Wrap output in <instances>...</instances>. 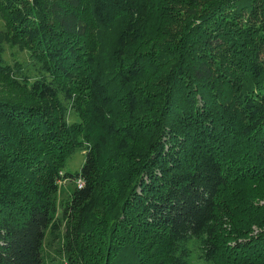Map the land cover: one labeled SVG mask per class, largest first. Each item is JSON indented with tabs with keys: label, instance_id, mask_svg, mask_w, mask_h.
Masks as SVG:
<instances>
[{
	"label": "trees",
	"instance_id": "obj_1",
	"mask_svg": "<svg viewBox=\"0 0 264 264\" xmlns=\"http://www.w3.org/2000/svg\"><path fill=\"white\" fill-rule=\"evenodd\" d=\"M157 15L166 16L163 25L174 29L162 85L157 89L153 83L152 99L145 102L147 135L129 164L115 218L132 235L125 234L129 242L119 245L113 264H183L177 239L209 219L208 261L258 263L264 202L247 220L256 226L248 231L239 225L236 204L225 189L231 174L240 171L248 179L264 174V0H30L14 24L21 38L35 42L31 57L37 76L28 97L0 96V264H43L44 232L59 233L62 225L57 250L63 260L57 264H110L107 236L95 244L94 251H102L98 259L88 246L101 233H93L91 215L101 207L109 137L130 134L107 121L111 88L118 80L131 111L138 108L134 79L139 86L147 83L139 74L143 63L167 51L146 57L139 50L133 56L131 46L147 36ZM91 23L96 34L114 35L108 64L115 71L109 78L86 41ZM240 42L237 53L231 45ZM220 57L229 59L220 63ZM85 62L90 82L80 89L76 71ZM226 64L236 72L232 78L224 73ZM246 68L256 84L237 90L235 83L233 90L224 85L245 75ZM50 77L67 96L77 93L79 122L72 127L64 123L65 106L47 83ZM78 149L85 150L79 169L60 174L64 160ZM63 176L82 184L59 199L57 180ZM102 228L107 229L105 222ZM140 230L152 240L137 238Z\"/></svg>",
	"mask_w": 264,
	"mask_h": 264
},
{
	"label": "rangeland",
	"instance_id": "obj_2",
	"mask_svg": "<svg viewBox=\"0 0 264 264\" xmlns=\"http://www.w3.org/2000/svg\"><path fill=\"white\" fill-rule=\"evenodd\" d=\"M29 1L30 0L11 2V0H0V3H2L0 4V96L16 98L28 97L31 93L30 83L37 76L36 69L33 67L34 58L31 57L32 53L37 52L35 42L29 38H21L20 30L15 29L14 24V21H18L17 15L27 10ZM165 17L166 16L162 15L154 16L150 27L147 29V36L139 39L135 45L131 46L130 53L133 56L136 55L139 50L141 53L144 52L146 57H154V54L161 51V48L163 51H167L164 57L158 60H154L153 58V60L148 61L147 64L143 63L142 70L139 74L140 76L142 75L143 80L147 83L139 86L137 83L138 80L134 79V82L136 83L134 91L138 92V108L133 112L131 111L127 102V92L124 90V87L118 83V80H115L111 88L113 101L109 107L110 114L107 121L108 123H114L117 127H120L121 130L127 128V131L130 130V134L120 132L116 134L113 133L109 137V144L106 147V154L102 160L101 166L104 176L100 195L101 207L97 208L91 215L93 218V223H91L93 233L96 230H101V233L98 237L94 234L93 241H91L88 246V249L92 250L94 253V258L98 259V256L102 251L95 252V244L101 243L99 238H105V236H107V239H110V246L105 248L107 256L109 254L106 262L109 261L110 264H113V261H115L117 257L116 252L119 251V245L129 242V240L126 239L125 234L132 235L131 232H128L129 228L120 224L115 218L120 211L122 196L126 188V174L129 170V164L133 160L137 149L147 135L146 128L142 122V120L147 117V112L149 111V108L145 106V102L148 98L152 99L151 94H153V83H155L157 89H160L158 86L160 85L161 87L162 85L160 72L164 68L163 63L167 59L168 50L166 45H171V37L174 29V25L171 23H165L163 25ZM90 25L94 26L92 23ZM155 28L159 29L156 30ZM113 37L114 35L111 37L106 34H96V26L88 32L86 37V41L91 49L96 50L94 54L95 58L96 60L101 61V69L106 78H109L115 71V69L108 64L111 60L110 54L112 53V48L114 47L112 46ZM241 45H243V43L240 42L236 45L232 44L231 47L238 53L239 50L237 49ZM155 57L157 58V54ZM229 58L231 59V56H229ZM229 58L226 59L225 57H220L218 58V62L220 59H222L223 63L227 62ZM87 64L88 63L85 62L83 67L76 71L77 85L80 89L88 88L90 82L88 77L90 74L88 73L90 67L86 66ZM224 73L228 76L229 74L236 72L231 66L227 65L226 68H224ZM244 79H246L245 83L242 81ZM254 80L255 78H253V74L246 68L245 75H240L239 78L237 76L233 78L231 82H227L226 80L223 83L232 90L234 87L231 83H235V89L237 90V88L244 89V85H250V82H253V85L256 84ZM143 86H148L147 91ZM141 123L143 126H140ZM123 138L124 144L121 142ZM84 151L85 150L83 149H78L65 159L64 167L59 170L60 174L65 170L73 172L74 170L79 169L80 164L84 160ZM230 176L232 177L225 192L232 197L236 204L235 217H239L238 222L240 226L247 227L248 231H255L256 226H254V222L249 223L247 220L249 218H251V220L253 219L254 208L257 210V207L255 206H259L264 202V199L260 198V195L264 192V174L260 179H252L250 175H247L250 177V179H248L246 175L243 173L241 174L240 171L237 172V174H231ZM81 184L82 182L77 177L76 179H71L70 177L63 176L58 179V198L61 199L63 196H66L69 189ZM58 212L60 213V210H58ZM104 222L106 223V230H103L102 228L104 227ZM63 229L64 225L59 228V233H57L58 231H55L52 228H46L41 246L43 264H57L63 260V255H60L57 250L60 241L57 237L58 235H62ZM138 232L141 234H136L137 238L138 235H142L141 230L137 231V233ZM95 238L98 239V242ZM141 238L148 239L149 241L152 240L151 234L148 233L142 235ZM107 239H105V241ZM131 240L132 239H130V242ZM254 243L259 244L256 241H254ZM229 255L231 258L235 257L234 252ZM257 256L259 257L257 264H262L264 250L260 251V254H257ZM145 260H149V257ZM222 262L223 260L220 259L219 263L222 264ZM208 264L214 263L208 261Z\"/></svg>",
	"mask_w": 264,
	"mask_h": 264
},
{
	"label": "clouds",
	"instance_id": "obj_3",
	"mask_svg": "<svg viewBox=\"0 0 264 264\" xmlns=\"http://www.w3.org/2000/svg\"><path fill=\"white\" fill-rule=\"evenodd\" d=\"M53 80L54 77H50L47 83L57 90L58 98L65 106L64 123L67 127H72L79 122V111L75 107L77 93L73 92L71 96H67L52 82ZM211 225L212 221L209 219L199 230H194L192 226H189L182 231L181 237L177 239V256L183 260V264H208L206 242L210 239Z\"/></svg>",
	"mask_w": 264,
	"mask_h": 264
}]
</instances>
